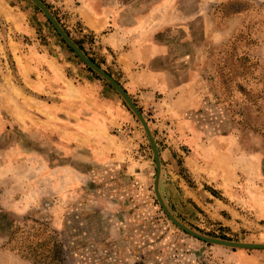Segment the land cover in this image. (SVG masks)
<instances>
[{"label":"rangeland","instance_id":"rangeland-1","mask_svg":"<svg viewBox=\"0 0 264 264\" xmlns=\"http://www.w3.org/2000/svg\"><path fill=\"white\" fill-rule=\"evenodd\" d=\"M41 1L129 94L115 54L99 48L94 35L82 33L77 23H68L59 0ZM127 2L137 5L145 24L154 21L144 38L153 34L167 51L185 55L187 72L181 79L191 85L188 103L194 99L198 108L185 119L203 132L202 182L181 167L190 152L179 144L184 119V126L179 119L158 121L138 105L139 92L129 94L150 126L161 163L169 165L167 150L179 152V168L167 169L162 179L166 205L202 235L264 244V0ZM23 21L42 45L55 37L65 46L101 96L127 110L134 125L108 124L83 142L63 134L62 113L55 107L58 91H34L28 75L39 80L45 70L16 56L18 44L32 42L20 31ZM62 40L32 0H0V264H264V250L206 243L169 220L154 193V153L139 119L114 86ZM63 114L71 132L73 112ZM177 176L193 189L203 183L208 203L214 201L208 193L231 202L217 185L236 177V223L222 225L209 212L185 204L187 197L174 199L181 193Z\"/></svg>","mask_w":264,"mask_h":264},{"label":"crops","instance_id":"crops-1","mask_svg":"<svg viewBox=\"0 0 264 264\" xmlns=\"http://www.w3.org/2000/svg\"><path fill=\"white\" fill-rule=\"evenodd\" d=\"M57 5L65 13L68 23H77L82 33L89 32L94 35L99 48L102 47L104 51L115 54V61L123 76L128 79L131 90L125 88L129 94L140 93L137 95L140 108L152 111L158 121L169 119L173 122L171 124H174L179 119L182 123L186 122L185 132L180 136L183 142L180 141L179 144L185 145L190 152L189 155L181 158V167L190 176L203 182V132L185 119V113L190 112L197 104L193 102L194 99L191 100V104L188 103L191 85L181 79L186 77L187 72L185 55L177 56L167 51L153 34L148 39L144 38L143 34L146 32L144 29L153 28L154 21L145 24L137 5H128L127 0H59ZM20 31L23 35L31 37L32 42L28 45L24 42L22 45L18 44L16 56L27 65L32 62L35 68L45 70L44 73L39 71L41 77L39 80H33L32 76L28 75L30 87L34 91L45 94L50 88L58 91L55 107L62 113L63 134L70 133L73 140L83 142L92 138L97 130L103 129V126L107 129L108 124L113 123L114 127H121L125 122L134 125L133 116L121 106H117V102L112 101L113 99L101 96L100 88L90 79L89 72L78 65L73 54L55 37L51 38L47 45H42L37 41V37L33 39L36 30L25 21L21 22ZM81 37L84 39L83 36ZM69 70L70 75L67 72ZM169 78L177 80L172 82L168 80ZM44 100L47 104L53 103L48 98ZM68 109L74 114L70 116L73 121L71 132L65 127L67 122L64 118L69 116L63 114L64 110ZM96 121L99 123L97 124ZM174 145L178 146L176 140ZM167 152L170 153L169 165L165 166L162 162L160 180V191L164 199L166 193L162 184L163 175L167 174V169L179 168L177 160L180 158L175 148ZM178 179L177 185L182 189L180 188L181 193L178 191L177 195L174 194V199L183 201V198L187 197L189 201H185V204L197 207L201 212L203 210L209 212V217L222 225L236 223L235 219L240 215L236 206L238 194L234 189L237 183L236 177H232L231 182L226 185L221 182L217 185L218 189L223 191V195L232 198L229 203H225L220 197H215L211 193H208L209 197L214 201L205 202L203 183L201 187L193 189L185 180ZM95 212L101 213L100 210Z\"/></svg>","mask_w":264,"mask_h":264},{"label":"water","instance_id":"water-1","mask_svg":"<svg viewBox=\"0 0 264 264\" xmlns=\"http://www.w3.org/2000/svg\"><path fill=\"white\" fill-rule=\"evenodd\" d=\"M46 15L48 20L51 22L55 30L58 32V34L62 37V39L67 43V45L81 58V60L88 65L92 70L100 74L102 77H104L107 81H109L114 88L120 93V95L124 98L126 103L129 105V107L132 109V111L136 114L137 118L139 119L142 128L144 129L150 145L152 147L153 153H154V159H155V167H156V176H155V182H154V193L156 196V199L158 203L160 204L162 210L166 214V216L169 218V220L180 230L185 232L186 234L201 240L206 243L218 245V246H225L230 247L234 249H253V250H264V244H257V243H243V242H236V241H229L224 239H218V238H212L205 235H202L186 225H184L182 222H180L169 210L168 206L166 205L160 191V180H161V157L158 145L155 141V138L151 132L150 126L145 119L142 111L140 108L135 104V102L131 99L127 91L117 82L108 72L103 70L100 66H98L95 62H93L86 54L85 52L75 43V41L66 33V31L62 28V26L59 24L57 19L54 17V15L50 12V10L47 8V6L41 1V0H32Z\"/></svg>","mask_w":264,"mask_h":264},{"label":"trees","instance_id":"trees-1","mask_svg":"<svg viewBox=\"0 0 264 264\" xmlns=\"http://www.w3.org/2000/svg\"><path fill=\"white\" fill-rule=\"evenodd\" d=\"M48 7V6H47ZM49 8V7H48ZM57 20L60 22V20L57 18ZM64 43H65V41L64 40H62ZM80 46V48L82 49V50H84L83 49V47L81 46V45H79ZM71 50V49H70ZM72 51V50H71ZM73 52V51H72ZM93 62H95L93 59H91ZM99 66V65H98ZM92 71V70H91ZM213 193H215L214 191H213Z\"/></svg>","mask_w":264,"mask_h":264}]
</instances>
